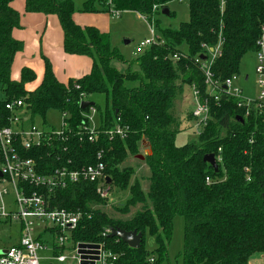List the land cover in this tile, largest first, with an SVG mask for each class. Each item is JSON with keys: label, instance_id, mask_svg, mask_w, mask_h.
Segmentation results:
<instances>
[{"label": "trees", "instance_id": "obj_1", "mask_svg": "<svg viewBox=\"0 0 264 264\" xmlns=\"http://www.w3.org/2000/svg\"><path fill=\"white\" fill-rule=\"evenodd\" d=\"M12 1L0 0V126L8 125L10 112L5 104L15 99H22L30 124L35 117L44 119L48 110L60 111L67 124L63 138L52 136L23 155L34 158L42 174L100 161L110 189H129L117 210L127 214L140 207L127 218L109 216L97 207L107 199L96 193L98 182L71 183L49 193L51 209L81 213L71 230L72 242L101 245L110 254L101 264H160L173 217L181 215V264H248L252 254L264 253V113L252 110L245 115L234 96L209 97L195 61L208 59V48L221 40L220 54L210 65L212 80L222 90L226 79L239 75L242 57L258 49L264 0H187L188 20L178 28H160L157 40L134 60L136 70L109 44L108 33L81 27L73 21V13L132 11L150 18L173 0H85L80 9L72 0H25L26 12L57 16L66 53L91 59L87 73L63 83L44 58L43 77L33 90L24 87L35 79L30 68L20 69L19 80L11 78L14 57L23 49V43L12 36L20 26ZM114 60L126 67L116 68ZM184 85L196 88L201 100L207 99L209 118L197 143L178 146L179 128L171 110ZM96 93H103L105 102L103 109L92 105L100 118L89 140L84 114L90 106L81 109L80 103ZM117 126L124 137L115 133ZM144 142L151 151L144 157L149 169L147 189L137 178L131 182L134 167L122 165L139 154ZM209 153L215 157L216 171L203 161ZM112 229L141 233L140 246L129 247L111 237ZM145 233L154 239L151 250L144 245Z\"/></svg>", "mask_w": 264, "mask_h": 264}, {"label": "built area", "instance_id": "obj_2", "mask_svg": "<svg viewBox=\"0 0 264 264\" xmlns=\"http://www.w3.org/2000/svg\"><path fill=\"white\" fill-rule=\"evenodd\" d=\"M111 14L118 12L113 11ZM151 33L152 37L146 39L140 46L143 44L149 46L157 40L152 29ZM220 44L221 40L215 47L208 48L210 52L208 59L198 57L195 59L204 74L209 97L218 100L223 96H234L239 99L237 106L244 107L245 115H249L252 110L264 113V25L257 40L258 49L254 52L256 85L259 91L255 99L244 97L241 88L233 85L238 75L226 79L223 84L225 88L222 86V90H219L216 82L212 80L210 65L220 54ZM191 89L195 104L190 113L192 118L197 120L196 125L201 130L209 118L208 101L200 99L196 88ZM5 108L10 112V117L8 125L0 126V222L16 221L20 227V235L16 243L0 250V264H44L39 255L42 251L50 252V257H44L47 264H63L67 260L65 253L68 251L72 252L74 264H80L81 258L78 253L80 242H72L71 230L77 225L81 213L51 209L48 196L49 193L65 188L71 183L98 182L96 193L100 197H107L111 189L105 184L104 165L98 161L77 169L64 166L55 168L48 174L39 173L34 158L26 157L23 151L49 142L52 136L63 135L67 130V124L62 119V128L56 132L28 123V111L22 99L7 102ZM89 111L94 112L95 109L90 106ZM85 116L88 119V116ZM84 129L89 132L88 139L93 140L95 128L90 129L88 124ZM115 133L121 137L125 136L124 130L119 126L115 128ZM205 180L208 182L209 178L206 177ZM56 248L59 249L58 253H55ZM98 251L99 258L94 264H101L110 255L101 245ZM86 261L91 259L87 258Z\"/></svg>", "mask_w": 264, "mask_h": 264}, {"label": "rangeland", "instance_id": "obj_3", "mask_svg": "<svg viewBox=\"0 0 264 264\" xmlns=\"http://www.w3.org/2000/svg\"><path fill=\"white\" fill-rule=\"evenodd\" d=\"M85 0H72L76 9H80ZM167 9L171 12V15L162 14L161 11L154 13L150 18L138 15V13L132 11H124L119 14H109L110 23V40L109 44L116 48L117 52L123 56L124 59L133 63L132 68L137 69L134 64V60L148 47V45L142 44L146 39L153 36L156 40L159 29L161 28H178L181 22L188 20V8L187 0H173L168 3ZM128 41V42H126ZM112 64L123 70L126 65L114 60ZM58 78H62L61 72L58 71ZM245 75H248V79L245 80ZM35 82L28 83L24 87L33 89ZM234 86L241 88L242 95L244 97L255 99L258 96V87L256 85V73H255V54L249 52L245 54L239 65L238 78L233 82ZM90 102H94L99 105L102 109L104 107L105 95L103 93L92 94L88 97ZM195 104L192 89L186 85L182 87L181 94H179L174 103V107L171 110L175 118L176 125L179 128L175 136V144L178 146L186 143L198 142V133L200 127L196 125V119L190 117V112ZM85 115L89 119V128L94 129L99 124L100 112L89 111L85 112ZM29 123V120H28ZM34 125L44 130L53 129L59 132L62 128V114L56 109L48 110L45 114L44 119L41 117H35L32 122ZM141 151L138 155L146 156L149 152L146 143H143ZM131 165L135 168V174L131 179L133 182L134 178H137L141 183L143 189H147V177L149 176V169L144 163V158L140 159L137 156L129 157L123 164ZM129 189L122 191L112 187L107 199L103 205H99L103 211L109 216L114 218H127L134 213L136 209H131L127 214H121L117 208L122 207L125 200L128 198ZM8 198V197H6ZM184 220L181 215H175L172 220V231L170 241L167 246L166 256L160 262V264H181V251L183 247V228ZM20 235V227L16 221L0 222V250H4L7 246L16 243ZM144 245L147 249L151 250L155 247V242L152 236L148 233L144 235ZM67 260L63 264H74V260L71 258L72 252L68 251L65 253ZM42 257V263L47 264L44 259L45 256L50 257V252L42 251L39 253Z\"/></svg>", "mask_w": 264, "mask_h": 264}, {"label": "crops", "instance_id": "obj_4", "mask_svg": "<svg viewBox=\"0 0 264 264\" xmlns=\"http://www.w3.org/2000/svg\"><path fill=\"white\" fill-rule=\"evenodd\" d=\"M11 6L20 15V26L12 30V36L23 43V49L15 55L11 66L12 79L19 80L20 69L24 66L28 67L35 74V79L32 82H35L33 85L36 88L43 77L44 58L50 62L57 80L63 83L90 70L91 59L89 57L68 54L64 51L63 33L56 15L26 12L24 9L25 0H13ZM109 14L77 10L73 13L72 18L81 27L92 26L101 32L110 34L111 19ZM58 71L61 72V79L58 78ZM244 79L247 80L248 75H245ZM25 89L33 90L26 87ZM248 264H264V253L252 254Z\"/></svg>", "mask_w": 264, "mask_h": 264}, {"label": "water", "instance_id": "obj_5", "mask_svg": "<svg viewBox=\"0 0 264 264\" xmlns=\"http://www.w3.org/2000/svg\"><path fill=\"white\" fill-rule=\"evenodd\" d=\"M161 13L168 15L169 10L167 8H162L161 9ZM128 42V41H126ZM223 88H225V86H223ZM225 96H223L222 98H224ZM94 104V102H90V101H82L80 103V107L81 109H84L86 106H92ZM239 120H241L240 117H238ZM151 151L149 150V152L146 155H150ZM145 156L143 155H137V158H144ZM203 161L208 163L209 165H211L213 167V169L216 171L217 169V163L215 160V157L212 153L209 154H205L203 156ZM107 182H109V179H107ZM109 235L111 237H116L118 239H120L122 242L126 243L129 247H139L140 243H141V233H137L136 231H124L121 229H112L109 233ZM99 244L96 243H79L78 244V253H80V258H81V262L80 264H94L95 260H98V254H99ZM86 254H92V256H86ZM87 258H90L91 261H86Z\"/></svg>", "mask_w": 264, "mask_h": 264}]
</instances>
